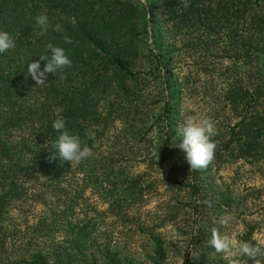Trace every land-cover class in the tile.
Returning a JSON list of instances; mask_svg holds the SVG:
<instances>
[{"label": "trees", "instance_id": "16d2710c", "mask_svg": "<svg viewBox=\"0 0 264 264\" xmlns=\"http://www.w3.org/2000/svg\"><path fill=\"white\" fill-rule=\"evenodd\" d=\"M147 3L152 13H147L144 3L137 0H0V30L9 32L16 41L14 49L0 54V264H127L109 250L87 254L94 252L90 223L68 224L64 238L70 248H65L67 252L41 254L31 240L24 245L23 241L11 240L3 222L11 206L26 198L28 188L58 192L66 177L80 167L91 181H98L93 176L96 170L102 172L108 180L103 189L110 199L119 191L120 173L111 165L105 169L101 162L90 164L85 160L75 168L67 161H49L47 143L56 135L52 121L63 116L69 130L93 150L95 139L102 134L94 127L107 121L97 110V97L115 80L123 86L126 82L138 85L131 66L148 29L153 48L145 44V50L147 47L146 54L155 61L153 69L162 79V91L167 92L163 95L167 99L163 111L167 126L175 127L172 117L178 104L176 91L183 88V83L168 75L171 60L166 58L173 56L168 41L188 36V46L201 47L204 52L212 48L221 50L235 70L246 69L248 84L244 85L239 77L224 93L225 104L239 121L221 147L232 161L264 159V0ZM41 13L48 15L52 25L60 23L63 32L49 29L41 36L34 22V17ZM151 14L163 17L158 25L152 24ZM156 28L160 30L158 34ZM65 35L72 43L64 42ZM49 41L66 49L72 65L49 73L43 85H35L26 76L25 66L28 61L39 59ZM40 63L43 68L46 61ZM162 70H166L163 75ZM122 90L128 92L125 87ZM161 152L164 158L159 160V166L163 168L169 153L176 151L165 143ZM197 171L189 173L192 183L199 176ZM190 187L195 195V185ZM111 206L118 208V202L112 201ZM153 242L160 247L157 240ZM162 256L150 254L145 260L160 264Z\"/></svg>", "mask_w": 264, "mask_h": 264}, {"label": "rangeland", "instance_id": "374dc122", "mask_svg": "<svg viewBox=\"0 0 264 264\" xmlns=\"http://www.w3.org/2000/svg\"><path fill=\"white\" fill-rule=\"evenodd\" d=\"M146 8L152 13L148 5ZM150 17L154 25L163 18ZM148 30V36L140 37L131 66L138 85L126 82L123 86L115 80L97 97V110L107 121L94 127L102 134H95L92 156L87 160L119 171V191L110 199L103 189L108 180L102 172L96 170L93 176L98 181H91L80 167L66 177L58 192L28 188L26 198L11 206L4 229L11 240L23 241V245L31 240L41 254L67 252L64 238L68 224L87 222L95 240L94 252L87 254L109 250L127 264H149L145 258L150 254H163L160 264H245V260L253 264L238 255L218 254L208 245L213 229L237 241L264 242V159L232 161L221 147L239 121L225 104L224 93L239 77L248 84L246 69L235 70L221 50L204 52L201 47L188 46V36L168 41L173 47V56L166 58L171 60L168 75L183 83L176 91L172 128L163 120L167 92L162 91V79L153 69L155 61L146 54L147 47L145 50V44L153 48ZM155 32L158 34L159 28ZM193 116L214 123L213 140L219 147L216 158L197 171L199 176L192 183L191 169H187L182 154L169 145L174 137L180 142L176 130ZM165 143L176 152L167 154L162 168L159 160ZM190 184L198 190L195 195ZM112 201L118 202V208L111 206ZM208 201L212 207L207 206ZM226 214H231L229 223L220 224ZM54 216L58 218L53 222Z\"/></svg>", "mask_w": 264, "mask_h": 264}, {"label": "clouds", "instance_id": "9594fccd", "mask_svg": "<svg viewBox=\"0 0 264 264\" xmlns=\"http://www.w3.org/2000/svg\"><path fill=\"white\" fill-rule=\"evenodd\" d=\"M147 7V0H142ZM187 7V3L184 5ZM35 25L40 29L43 36L51 29L55 33H62L63 26L60 23L52 25L46 13L38 14L34 17ZM65 43H72L69 36H64ZM16 47L13 36L4 30H0V54L6 53ZM45 52L39 55V59L26 64V76L31 77L35 85H43L47 81L48 74H55L65 68H70L72 61L66 54V49L51 41L45 45ZM40 61H46L41 68ZM24 68V69H25ZM52 130L56 133L55 138L49 146V161L59 159L61 162L67 161L70 165H80L83 161L92 156V150L83 143L81 137L73 133L67 127V122L63 116H57L51 123ZM180 142L176 143L175 137L170 143V147L179 150L183 160L193 171L206 168L214 159L216 143L213 137L216 135L214 123L206 117L193 116L187 118L176 130ZM208 207H212V201L207 202ZM231 214H226L219 220L220 224H228ZM198 228L194 229L196 232ZM208 245L218 254L227 253L229 256L238 255L253 261V264L264 262V242L253 243L247 240H235L228 234H222L219 229L211 231ZM235 249V251H234ZM234 264H239L235 261ZM245 264L247 261L245 260Z\"/></svg>", "mask_w": 264, "mask_h": 264}]
</instances>
